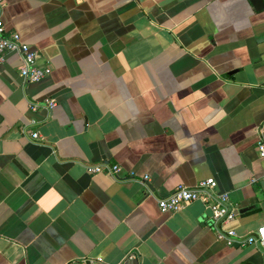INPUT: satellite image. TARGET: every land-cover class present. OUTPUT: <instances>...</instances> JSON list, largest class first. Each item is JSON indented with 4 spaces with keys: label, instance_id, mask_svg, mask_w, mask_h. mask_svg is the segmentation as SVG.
<instances>
[{
    "label": "crops",
    "instance_id": "0c3cea01",
    "mask_svg": "<svg viewBox=\"0 0 264 264\" xmlns=\"http://www.w3.org/2000/svg\"><path fill=\"white\" fill-rule=\"evenodd\" d=\"M261 1L2 0L3 34L50 72L0 61V264H264L244 241L264 225ZM207 177L237 208L231 246L201 202L157 207Z\"/></svg>",
    "mask_w": 264,
    "mask_h": 264
},
{
    "label": "built area",
    "instance_id": "2783aa9c",
    "mask_svg": "<svg viewBox=\"0 0 264 264\" xmlns=\"http://www.w3.org/2000/svg\"><path fill=\"white\" fill-rule=\"evenodd\" d=\"M2 6L3 2L0 0V12ZM8 52L17 53L20 60L18 72L25 82H38L50 72L48 65L38 66L36 64L35 51L23 42L16 32H10L8 35L3 34V25L0 20V61ZM55 104V99L52 97L42 101V107L47 110H51ZM28 108L31 111L35 110L36 103H30ZM30 136L37 138L38 134L33 131ZM254 147L258 155L264 157V123L255 127ZM86 168L90 174L105 172L115 175L119 171L117 164H109L105 161L91 163ZM129 175L133 177V172L130 171ZM142 179H146V176H143ZM215 187L216 182L211 177L199 180L193 186L177 184L167 196L157 200V207L160 212H174L187 202L195 200L201 202L209 211L207 225L213 231L215 239L231 246L240 242L239 235L233 229L223 228L222 225L233 219L237 208L230 202L226 193L217 192ZM244 241L248 244L264 246V225L257 226L253 234L248 235ZM95 263L92 260L80 261V264Z\"/></svg>",
    "mask_w": 264,
    "mask_h": 264
},
{
    "label": "water",
    "instance_id": "95a60500",
    "mask_svg": "<svg viewBox=\"0 0 264 264\" xmlns=\"http://www.w3.org/2000/svg\"><path fill=\"white\" fill-rule=\"evenodd\" d=\"M250 1L252 2V4H253L255 9L262 7V1L261 0H250ZM260 184L264 187V179H262L260 181ZM248 208L249 207H243V208L239 209L238 212H243V211H245Z\"/></svg>",
    "mask_w": 264,
    "mask_h": 264
}]
</instances>
